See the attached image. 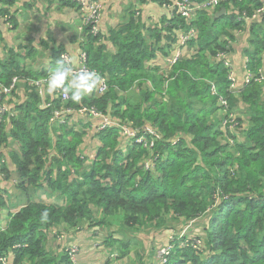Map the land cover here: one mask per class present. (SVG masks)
I'll list each match as a JSON object with an SVG mask.
<instances>
[{
  "label": "trees",
  "instance_id": "1",
  "mask_svg": "<svg viewBox=\"0 0 264 264\" xmlns=\"http://www.w3.org/2000/svg\"><path fill=\"white\" fill-rule=\"evenodd\" d=\"M194 1L200 4L204 0ZM13 3L14 0H0L5 7ZM262 5L259 0H228L214 10L198 11L192 23L176 14L170 16L169 26L165 27L166 41L175 42L174 32L185 34L192 27L196 35L186 45L193 53L187 59L177 60L167 69L169 73L165 75L166 71L160 78L141 74L144 81L156 88L142 94V105H126L122 109L117 93L125 86L109 79L103 71L106 66H98L97 57L90 54L99 36L88 35V30L84 31L87 36L82 49L86 65L106 78V93L91 94L79 103L69 99L62 102L59 95L48 98L46 94L42 102L35 88L26 85V99L15 105L17 115L0 123V149L9 140L18 146L19 154L13 155L12 160L24 181L21 186L27 183L35 188L44 182L51 191L60 192L63 202L28 203L13 214L0 231V258L11 254L12 264H71L65 252L59 261L48 256L44 244L48 233L59 236L60 225L76 228L85 222L91 227L109 228L107 219L119 214L124 225L141 229L171 212L183 220V228L200 219L205 225H201L202 235L193 239L185 234L172 235L166 264H264V83H250L233 95L227 90L222 63L210 61L218 52H229L233 37L228 32L242 30L246 26L243 15L251 17ZM220 8H225L227 15L217 17L214 11ZM0 16L8 18L6 12L0 11ZM256 21L249 26L252 49L245 54V67L253 73L260 69L259 57L264 52V32ZM152 37L160 40V32L153 31ZM222 37L225 40L220 41ZM170 47L169 43L166 58L171 54ZM60 55L54 54L51 67ZM122 55L123 49L112 63L123 65ZM6 69L0 72L1 85L8 86L13 78L18 79L11 95L21 79L37 81L47 75H28L12 66L10 71ZM134 69L141 70L139 66ZM126 76L124 81L128 79ZM129 76L127 86L138 79L136 75ZM153 93L159 100L154 99ZM219 97L227 100L228 112L238 102L237 98L247 107L251 127L246 131L245 143L236 140L239 122L236 134L228 135L232 146L220 128L221 122L219 125L207 122L212 112L222 111ZM42 104L49 107L43 108ZM64 106L74 110L92 106L109 118L136 127L145 124L155 127L161 139L153 149L157 156L154 172L138 166L147 154L141 145H128L122 150L124 141H118L116 128L96 132L100 146L91 167H84L85 160L79 155L84 132L74 131L67 124L52 129L49 126L53 112ZM51 147H56V155L48 158ZM47 164L52 170L46 168ZM155 172L159 173L157 177H153ZM72 177L78 181L74 178L69 181ZM96 209L102 214L98 221L94 219ZM44 211L48 214L46 222L41 221ZM107 242H111V237Z\"/></svg>",
  "mask_w": 264,
  "mask_h": 264
},
{
  "label": "crops",
  "instance_id": "2",
  "mask_svg": "<svg viewBox=\"0 0 264 264\" xmlns=\"http://www.w3.org/2000/svg\"><path fill=\"white\" fill-rule=\"evenodd\" d=\"M100 1L103 5L98 21L99 39L96 46L94 44L90 54L97 57L98 66L101 64L106 66L103 71L106 72L109 79L112 81L116 79L121 87L125 86L122 90L118 89L117 85L114 86L119 91L117 101L123 104L122 109L126 105H142V94L146 90H152L154 85L144 81L141 74H153L150 76L160 78L167 69H170L166 63L168 57H178V60L180 58L187 59L193 53L192 48L179 45L180 33L174 32L175 42H169L171 54L167 58L165 57V50L169 47V43L164 37L165 27L169 26L167 21L173 14L163 5L175 0ZM159 1L164 3L160 6ZM0 11L1 13L6 12L9 18V21L6 22L0 16V72L6 71V68H9L8 71H10L12 66L15 71L28 75L48 74L53 56L56 53L64 55L68 63H71L74 68L79 67V56L84 52L82 44L86 43V38L80 31L82 16L80 17L77 8L69 0H14L10 7L0 5ZM214 12L217 17L228 13L225 8H220L219 11L216 12L215 10ZM263 18L264 12L256 22L260 23L264 32ZM251 23L253 22H246V26L240 31L228 32L233 37V42L230 45L227 60L232 64L236 84L239 88L244 85L246 76L245 54L252 49L250 40L253 37L249 31ZM153 31L160 32V40L155 41L152 37ZM223 40H225L223 37L220 38V41ZM97 45L98 48H96ZM122 49L123 55L121 57L124 64H113V57L120 55ZM142 51L143 53L140 55ZM259 59V67L264 71V52L261 53ZM210 61L216 63L214 57ZM135 66H139L141 70L134 69ZM109 68L111 69L107 70ZM168 73L167 71L165 75ZM125 74H127V81L130 79V74L138 76V79L127 86L125 85L127 81L123 80ZM46 78L47 75L40 79ZM28 81L31 80L23 81L21 79L15 92L8 99V107L13 111L11 117L17 115V112L14 111L15 105L23 103L26 99L25 87L28 85ZM154 89L156 90L155 87ZM88 96L87 94L83 99ZM48 98L54 97L48 96ZM157 98L154 94V99ZM237 101L231 110L235 119L240 123L236 140L245 143L246 131L251 127V124L248 122L247 107L238 98ZM154 111L156 110L154 109ZM222 117L221 111L216 110L207 117V122L219 125ZM92 124L93 121L89 118L77 114L72 115L67 124L74 131L84 132L82 144L79 147V155L85 160L84 167L88 168L91 167L100 146ZM133 127L138 129L155 128L148 124ZM56 134H59V131ZM56 150V147H51L47 151L48 158L54 157ZM16 154H19L17 145L10 140L0 149V228H4L9 218L28 203L41 201L47 205H57L58 201L61 200L60 192L51 191L44 182L38 183L35 188L27 183L21 186L23 180L12 160V156ZM139 165H141V161L138 162ZM46 168L52 170L48 164ZM155 173L153 177H157L159 174L158 172ZM76 174H80L79 169H76ZM73 178H70L69 181H72ZM73 180L78 181V178L75 177ZM94 213V217L99 220L100 210L96 209ZM201 220L195 221L196 227L200 225ZM204 225L205 222H202V227ZM105 228L107 229L105 230ZM182 228L183 220L171 212L164 214L158 222L145 225L141 229L133 228L132 231L124 227L121 232L116 231L117 229H114L112 224L109 228L99 225L91 227L85 222L76 228L62 224L58 227L59 236L54 238L48 233L44 237V244L49 253L48 256L56 261L64 256V252L69 247L75 246L78 249L76 264H157V250L167 245L169 238L180 232ZM109 237H111V242H107ZM114 243L121 245L123 250L113 249ZM116 251L117 254L119 253V258L118 256L111 258L110 254L116 253ZM8 258L12 264L11 254Z\"/></svg>",
  "mask_w": 264,
  "mask_h": 264
},
{
  "label": "built area",
  "instance_id": "3",
  "mask_svg": "<svg viewBox=\"0 0 264 264\" xmlns=\"http://www.w3.org/2000/svg\"><path fill=\"white\" fill-rule=\"evenodd\" d=\"M76 4V7L80 13L81 18V27L80 31H82V35L85 37V30H88V34L92 36L98 35V21L100 18V12L102 9V2L100 0H71ZM149 1V0H146ZM228 0H204L200 4H195L194 0H175L172 3L163 5L164 8H168L172 14H176L181 18L186 19L188 23H192L196 17L198 11H210L215 8L216 5L222 2H226ZM262 9L255 11L251 17H245L243 15L244 22H250L256 20L261 14ZM196 35V31L194 28L190 27V29L185 34H181L179 36V45L186 46L187 42H189ZM61 59L68 63L67 58L62 55ZM215 59L219 60L226 71V80L228 83V91L233 94H239L240 90L250 83H264V71L258 69L255 73L249 72L245 64L247 60H245L244 68H245V79L243 87L239 88L236 84L235 74L232 68V64L227 60V51L218 52L215 54ZM86 54L82 52L79 56L80 65L77 68L79 69H88L86 62ZM178 60V57H168L166 63L169 67L174 65V63ZM100 74V73H99ZM102 77L100 84L98 87L92 92V94L96 96L103 95L107 91L106 79ZM17 78H13L11 83L4 87L0 85V123L4 120L11 118L13 112L8 107V99L11 96L12 91L17 83ZM45 80L41 79L39 81H28V84L36 88V92L39 97L42 99L46 92L45 88ZM212 93L215 94L214 87L211 86ZM60 100L62 102H66L68 100L67 97L59 94ZM219 106L222 107L223 119L221 123V130L226 135V140L230 146L233 145V141L229 138V134L233 135L237 129L238 124L236 123L233 115L228 112V102L225 98H218ZM43 108H48V104H42ZM74 114L85 116L93 121L92 127L95 131H100L105 128H116L119 131L118 141H124L123 143L128 145L137 144L141 145L146 151L147 154L145 158L142 160V167L145 171H152L154 168V161L157 158L153 154V149L156 143L161 139V135L159 131L155 128L152 129H138L133 127L130 123H123L121 121L109 118L104 113L97 110L95 107H87L82 106L77 110L71 109L69 107H61L59 110L53 112L51 118L49 119V124L53 126H63L68 124V118ZM176 141L173 142L175 144ZM1 231V230H0ZM52 235L56 236L55 233L51 232ZM184 234H181L182 237ZM172 246L167 244L161 248H159L156 252V262L157 264H166L167 256L169 255ZM78 249L75 246H71L66 250V254L69 257L71 264H76ZM112 258L116 257L115 254L111 255ZM0 264H10L9 258H0Z\"/></svg>",
  "mask_w": 264,
  "mask_h": 264
},
{
  "label": "clouds",
  "instance_id": "4",
  "mask_svg": "<svg viewBox=\"0 0 264 264\" xmlns=\"http://www.w3.org/2000/svg\"><path fill=\"white\" fill-rule=\"evenodd\" d=\"M71 1V0H70ZM151 1V0H149ZM263 5L260 9H262V12L261 14L264 12V0H259ZM72 2V1H71ZM74 3V2H73ZM75 4V3H74ZM103 5V4H102ZM75 7H76V4H75ZM77 8V7H76ZM102 10V9H101ZM214 10V9H213ZM259 9H256L255 11H257ZM78 11V9H77ZM79 13V11H78ZM235 13V12H234ZM101 14V12H100ZM236 14V13H235ZM260 14V15H261ZM80 15V13H79ZM259 15V17H260ZM81 17V16H80ZM258 17V18H259ZM257 18V19H258ZM2 19H5L6 22H8V18H2ZM251 22V21H250ZM99 34V33H98ZM90 35V34H88ZM87 36V35H86ZM85 36V38H86ZM92 36V35H91ZM96 36H99V35H96ZM95 37V36H94ZM187 46V45H186ZM82 48H83V44H82ZM227 55H228V52H227ZM61 56L60 55V59H57L56 60V64L55 66L51 67L48 71V74H47V78L45 80V88H44V91L46 92L47 95L49 96H52V97H55L56 95L61 94L65 97H67L71 102L73 103H79L84 96H86L87 94H92V92L98 87V85L100 84V81L102 79V77L100 76V74L95 71V70H90V69H79L77 70L76 68H74V66L71 64V63H65L62 59H61ZM214 60L217 62H220L219 60L215 59V55H214ZM246 60V59H245ZM245 62V61H244ZM245 64V63H244ZM261 69V68H260ZM17 78V77H16ZM105 78V77H104ZM106 79V78H105ZM41 79H38L37 81H39ZM10 84V83H9ZM3 86V85H2ZM4 87H7V86H4ZM33 87V86H31ZM243 87V86H242ZM245 87V86H244ZM243 87V88H244ZM35 88V87H34ZM242 88V89H243ZM36 90V88H35ZM94 95V94H93ZM39 96V95H38ZM96 96V95H94ZM46 99V96H44L42 98V102H44ZM8 103V101H7ZM13 112V111H12ZM229 113H231L229 111ZM232 114V113H231ZM233 115V114H232ZM72 116H70L68 118V120L71 118ZM224 117V115H223ZM222 117V119H223ZM234 117V115H233ZM12 118V117H11ZM222 119L220 120V122L222 123ZM235 119V117H234ZM7 120V119H6ZM5 121V120H4ZM3 121V122H4ZM120 121V120H119ZM236 123L238 124V121L235 119ZM123 122V121H121ZM123 123H128V122H123ZM49 126H53V125H50ZM53 127H56V126H53ZM52 127V128H53ZM156 129V128H155ZM237 129H238V126H237ZM236 129V130H237ZM97 132V131H96ZM236 134V131L235 133ZM233 134V135H234ZM127 145L122 143L121 144V148L123 151H125ZM143 171L144 168L142 167V160H141V165H139ZM154 167H155V164H154ZM149 172H154V168L152 171H149ZM73 176V175H72ZM47 211H44L41 213V221L42 222H46L47 221ZM6 227V226H5ZM4 227V228H5ZM4 228H0V230H3ZM51 234V232H50ZM52 235V234H51ZM181 234H178V236L180 237ZM54 236V235H52ZM55 237V236H54ZM57 238V237H55ZM171 240V237L169 238ZM169 240V242H170ZM114 242V241H113ZM168 242V244H169ZM66 253V251H65ZM114 254V253H111L110 254V257L111 255ZM10 255V254H9ZM12 257V255H11ZM112 258V257H111Z\"/></svg>",
  "mask_w": 264,
  "mask_h": 264
},
{
  "label": "rangeland",
  "instance_id": "5",
  "mask_svg": "<svg viewBox=\"0 0 264 264\" xmlns=\"http://www.w3.org/2000/svg\"><path fill=\"white\" fill-rule=\"evenodd\" d=\"M104 77V76H103ZM91 94V93H90ZM90 94H88V95H90ZM217 107V106H216ZM221 113L223 114V112L221 111ZM53 127V126H52ZM52 127L50 128V129H52ZM17 148H18V146H17ZM61 202H63L62 200H59L58 201V203H57V205H59ZM101 213H99V219L101 218ZM96 217H94V219H95ZM95 220H98L97 218L95 219ZM107 221H108V223L109 224H112L113 226H114V229H117L116 231H119V232H121V230H122V228L124 227V228H128V229H130L131 231L133 230V228L134 227H131V226H126V225H124L123 224V221H122V217H121V215H119V214H114V215H111L108 219H107ZM196 223H192V224H190V226H187L186 228H182L181 230H180V232H178L177 234H185V235H187V237H188V239H193L194 237H196V236H200L201 234V229H202V227H201V225H202V220L200 221V227L199 226H197L196 227V225H195ZM195 225V226H194ZM107 228H105V230H106ZM176 234V235H177ZM55 238V237H54ZM170 240V239H169ZM168 240V241H169ZM194 244L195 245H197L198 244V241H195L194 242ZM113 249H117V250H119V251H122L123 250V248L121 247V245H119L118 243H114V245H113ZM114 254L116 255V257L118 256V258H119V253L117 254V251H116V253L114 252ZM116 257H114V258H116Z\"/></svg>",
  "mask_w": 264,
  "mask_h": 264
}]
</instances>
